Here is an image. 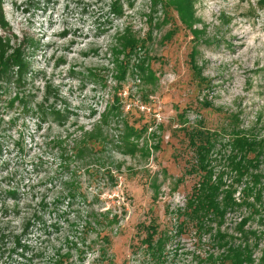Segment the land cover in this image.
Here are the masks:
<instances>
[{"label":"rangeland","instance_id":"obj_1","mask_svg":"<svg viewBox=\"0 0 264 264\" xmlns=\"http://www.w3.org/2000/svg\"><path fill=\"white\" fill-rule=\"evenodd\" d=\"M0 1L13 47L24 38L30 53L22 89L0 82V264H56L64 254L63 264H205L217 252L208 234L199 240L191 226L178 233L177 210L199 180L187 171L196 160L185 132L226 128L235 116L241 130L264 137V0H166V21L152 25V0ZM116 1L124 11L117 18ZM149 30L146 49L136 51ZM141 69L149 81L138 79ZM16 94L25 101L10 106ZM117 107L146 133L127 141L133 147L90 154L81 165L72 148L103 115L102 132L120 140L123 126L109 118ZM63 108L64 127L41 119ZM109 166L115 187L102 170ZM75 187L81 193L72 199L67 190ZM14 190L17 212L6 195ZM246 213L230 214L223 228L233 234ZM153 226L162 250L144 242ZM246 228L259 237L258 260L264 207ZM20 233L25 248L8 255Z\"/></svg>","mask_w":264,"mask_h":264},{"label":"trees","instance_id":"obj_2","mask_svg":"<svg viewBox=\"0 0 264 264\" xmlns=\"http://www.w3.org/2000/svg\"><path fill=\"white\" fill-rule=\"evenodd\" d=\"M165 1L152 0L149 11L151 25L155 19L160 23L163 20L166 21V11L170 6ZM184 4H188L187 1H184ZM159 6L163 8L162 11L165 13L163 18L157 16V8ZM122 12L124 11L121 9L120 2H114L110 13L116 14L117 18L122 16ZM197 21L196 18L191 20L193 24ZM0 28L7 33L9 30L10 33L9 25L2 11L1 1ZM119 33L120 30H117L113 38L117 37ZM148 33L147 37L138 39L135 42L134 47L136 51H144V47L146 49L147 44L151 40V31L149 30ZM15 39H17L16 35L11 33L10 36L0 35V82L15 83L20 90L24 87L22 85L27 82L25 81V77L29 72L28 58L30 53L26 47L28 40L26 43V39L22 38L18 46L13 47L12 41ZM146 52L147 54L149 53L148 49ZM139 63L141 65V62ZM138 71L140 73L136 72L138 79H142L144 71L142 69ZM142 81L147 82L149 80H146L144 77ZM15 101L23 103L25 100L19 98L18 94H16L15 98L10 101V106ZM23 107L25 108L26 104H23ZM116 110H118L117 114L109 118L115 124V127L123 126L121 130H118L121 134L120 140H114L108 132H102V126L109 125L108 118L103 115L99 120V125L93 131L83 132L72 148L73 157L81 165H86L83 162L86 161V157L90 154L97 156L99 153L102 154L105 149L111 151L118 150L121 147L120 144L131 146L132 144L127 142L130 138H136L140 133H146L148 127L138 129L129 125L127 120L122 118L123 113L119 112L118 107ZM48 116L52 117L60 127H64L62 123L67 121L68 110L67 108H63V110L59 111L54 109L52 111H42V120L47 119ZM124 131L126 132L124 133ZM185 137L188 141V146L194 151L196 160L187 171L190 174L196 173L199 175V180L194 184L191 193L187 197L185 208L177 210L178 217L183 218L179 222L178 233L186 234L188 227L191 226L195 229V234L199 240L205 234H208L212 243L216 245L215 249H217V252L216 254H209L205 260V264H264V249L258 250L260 254L258 260L254 255L259 237L256 231L246 228L254 215L260 214V211L264 207V137L256 138L241 130L235 116L230 117L229 126L226 128L222 127L213 132L193 129L192 131H186ZM218 145L220 148L218 154L222 156L221 159L223 161V163L219 164H217L216 159H212ZM135 149L136 146H134V149L129 150V153L135 151ZM5 153V149L0 141V160H2ZM115 169L113 166H109L105 170L102 169L103 173H105L104 175H108L109 180L112 182V187L116 186L114 172L117 170L115 171ZM95 171L96 174L100 172L98 170ZM67 192L72 199H76L75 195H77V192L81 193L80 189L76 187L68 189ZM6 195L14 199L12 209L17 212L19 208L17 193L15 190L12 192L8 191ZM242 209L247 211V216L239 218L240 220L236 223L235 232L231 234L223 228L227 216L237 211H242ZM104 232H106V229H102L98 233L102 241L108 238V234ZM24 234H15L14 247L7 248L5 253L11 255L17 253L18 250L24 249L25 246L20 241V238ZM155 235L156 229L153 226L148 230L144 242L148 246L150 243L153 245L157 242V246L162 250L164 239L163 237H159L155 240ZM0 241L2 242V238ZM1 249L3 250L4 246H1ZM78 253L80 258L84 254L83 251ZM67 256L69 255H60L56 264H63Z\"/></svg>","mask_w":264,"mask_h":264}]
</instances>
